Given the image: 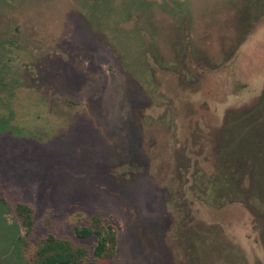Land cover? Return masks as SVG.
Returning a JSON list of instances; mask_svg holds the SVG:
<instances>
[{
  "label": "rangeland",
  "instance_id": "rangeland-1",
  "mask_svg": "<svg viewBox=\"0 0 264 264\" xmlns=\"http://www.w3.org/2000/svg\"><path fill=\"white\" fill-rule=\"evenodd\" d=\"M95 218L100 264H264V0H0V264Z\"/></svg>",
  "mask_w": 264,
  "mask_h": 264
},
{
  "label": "trees",
  "instance_id": "trees-1",
  "mask_svg": "<svg viewBox=\"0 0 264 264\" xmlns=\"http://www.w3.org/2000/svg\"><path fill=\"white\" fill-rule=\"evenodd\" d=\"M16 213L27 232H31L34 227L32 208L24 204H18ZM74 234L80 239L96 238L94 258L90 264H100L102 259L114 256V233L112 229L103 225L100 218H95L88 227L75 228ZM85 258V251L74 249L68 242L50 235L41 241L36 252L35 264H79Z\"/></svg>",
  "mask_w": 264,
  "mask_h": 264
}]
</instances>
